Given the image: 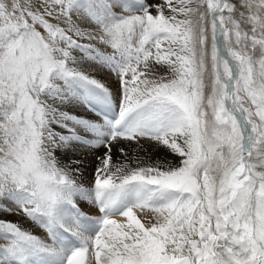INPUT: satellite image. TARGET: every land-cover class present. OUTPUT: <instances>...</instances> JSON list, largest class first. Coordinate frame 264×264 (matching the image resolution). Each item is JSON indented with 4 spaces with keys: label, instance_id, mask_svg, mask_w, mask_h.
I'll return each instance as SVG.
<instances>
[{
    "label": "snow or ice",
    "instance_id": "obj_1",
    "mask_svg": "<svg viewBox=\"0 0 264 264\" xmlns=\"http://www.w3.org/2000/svg\"><path fill=\"white\" fill-rule=\"evenodd\" d=\"M0 264H264V0H0Z\"/></svg>",
    "mask_w": 264,
    "mask_h": 264
},
{
    "label": "bare ground",
    "instance_id": "obj_2",
    "mask_svg": "<svg viewBox=\"0 0 264 264\" xmlns=\"http://www.w3.org/2000/svg\"><path fill=\"white\" fill-rule=\"evenodd\" d=\"M94 75L100 77L103 79V81L109 85H114L115 81L114 79L109 78L104 72H95L93 73ZM80 114L83 115H88L89 117H96L99 115V113H85L83 110H79ZM101 151H103V149H101ZM80 152H77L76 155H80ZM118 155V154H115ZM94 163H90L88 165V169L85 172V180L83 181V183L87 186L90 182H91V172L92 169L94 168ZM81 210L92 217H97L100 215V213L98 212L97 209H95L93 206L87 204L86 202H81ZM150 215V214H149ZM6 219L9 220H13V221H19L20 224L22 226H24L25 228H28L29 230H31L34 234L40 236L41 238L44 237V233L41 229H39L37 226H35L34 224H32L30 221H26L24 220L22 217H18V216H7L5 217ZM116 219L120 220L121 218L117 217ZM145 219H147V217H145Z\"/></svg>",
    "mask_w": 264,
    "mask_h": 264
}]
</instances>
